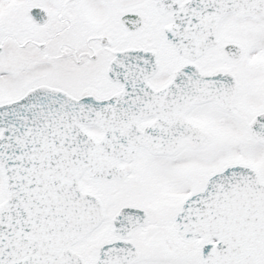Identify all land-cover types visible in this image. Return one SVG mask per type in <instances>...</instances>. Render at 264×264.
Instances as JSON below:
<instances>
[{"label":"snow or ice","instance_id":"snow-or-ice-1","mask_svg":"<svg viewBox=\"0 0 264 264\" xmlns=\"http://www.w3.org/2000/svg\"><path fill=\"white\" fill-rule=\"evenodd\" d=\"M0 264H264V0H0Z\"/></svg>","mask_w":264,"mask_h":264}]
</instances>
